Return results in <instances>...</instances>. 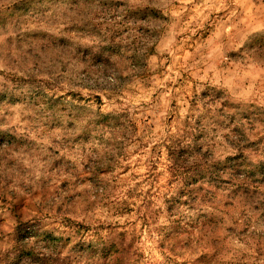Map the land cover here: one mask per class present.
I'll use <instances>...</instances> for the list:
<instances>
[{"label": "clouds", "instance_id": "9594fccd", "mask_svg": "<svg viewBox=\"0 0 264 264\" xmlns=\"http://www.w3.org/2000/svg\"><path fill=\"white\" fill-rule=\"evenodd\" d=\"M0 264H264V0H0Z\"/></svg>", "mask_w": 264, "mask_h": 264}]
</instances>
